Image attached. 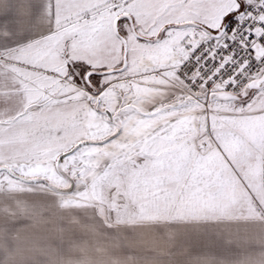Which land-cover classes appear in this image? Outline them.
Returning <instances> with one entry per match:
<instances>
[{
    "label": "snow or ice",
    "instance_id": "6c2138e0",
    "mask_svg": "<svg viewBox=\"0 0 264 264\" xmlns=\"http://www.w3.org/2000/svg\"><path fill=\"white\" fill-rule=\"evenodd\" d=\"M0 264H264V0H0Z\"/></svg>",
    "mask_w": 264,
    "mask_h": 264
}]
</instances>
